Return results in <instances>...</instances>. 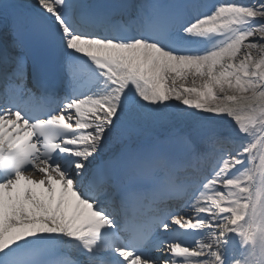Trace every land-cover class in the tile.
I'll return each instance as SVG.
<instances>
[{
  "label": "snow or ice",
  "instance_id": "obj_1",
  "mask_svg": "<svg viewBox=\"0 0 264 264\" xmlns=\"http://www.w3.org/2000/svg\"><path fill=\"white\" fill-rule=\"evenodd\" d=\"M0 264H264V0H0Z\"/></svg>",
  "mask_w": 264,
  "mask_h": 264
}]
</instances>
